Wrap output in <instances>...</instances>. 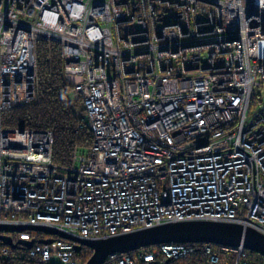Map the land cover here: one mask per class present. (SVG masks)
<instances>
[{
	"label": "built area",
	"instance_id": "1",
	"mask_svg": "<svg viewBox=\"0 0 264 264\" xmlns=\"http://www.w3.org/2000/svg\"><path fill=\"white\" fill-rule=\"evenodd\" d=\"M40 40L60 44L68 104L92 133L67 164L50 129L2 124L36 99ZM186 220L264 233V0H0V223L97 239ZM7 234L41 262L81 264L71 240ZM246 250L164 242L103 264H256Z\"/></svg>",
	"mask_w": 264,
	"mask_h": 264
},
{
	"label": "trees",
	"instance_id": "2",
	"mask_svg": "<svg viewBox=\"0 0 264 264\" xmlns=\"http://www.w3.org/2000/svg\"><path fill=\"white\" fill-rule=\"evenodd\" d=\"M37 95L33 103L18 106L2 112V124L8 128H46L53 133V161L57 164L70 162L76 146L88 147L92 142V133L85 125L78 129L79 120L74 116L65 92L66 81L61 72L63 60L60 44L40 40L37 43ZM35 235L42 239L43 233ZM38 239V240H39ZM251 262V253L259 264L264 263V256L246 250ZM92 251L82 246L75 257L81 264H85ZM0 264H62L54 260L41 262L38 256H31L25 244L6 246L0 241ZM171 264H203L200 252H196L184 259L175 260Z\"/></svg>",
	"mask_w": 264,
	"mask_h": 264
},
{
	"label": "water",
	"instance_id": "3",
	"mask_svg": "<svg viewBox=\"0 0 264 264\" xmlns=\"http://www.w3.org/2000/svg\"><path fill=\"white\" fill-rule=\"evenodd\" d=\"M26 229L43 231L57 235L76 243V250L82 246L91 249L92 254L85 264H103L107 256L114 252L129 251L164 242H209L214 244L242 245L264 256V233L253 226L237 222L219 220H186L170 221L151 227H142L133 231L119 233L97 239L82 238L62 229L47 225H15L0 223V241L8 246H16L12 237L7 233L22 232ZM53 239L41 242L50 243ZM18 243L32 247L33 242L23 239Z\"/></svg>",
	"mask_w": 264,
	"mask_h": 264
},
{
	"label": "rangeland",
	"instance_id": "4",
	"mask_svg": "<svg viewBox=\"0 0 264 264\" xmlns=\"http://www.w3.org/2000/svg\"><path fill=\"white\" fill-rule=\"evenodd\" d=\"M250 251H251V250H250ZM252 252H253V251H252ZM254 253H255V252H254ZM257 254H258V253H257ZM247 257H248V259H249V255H248V253H247ZM251 258H253V259L255 260V261H253L254 263L259 264V263H258L259 261L255 259V255L252 254V253H251ZM53 259H54V261L58 262V258H57V257H54Z\"/></svg>",
	"mask_w": 264,
	"mask_h": 264
},
{
	"label": "bare ground",
	"instance_id": "5",
	"mask_svg": "<svg viewBox=\"0 0 264 264\" xmlns=\"http://www.w3.org/2000/svg\"><path fill=\"white\" fill-rule=\"evenodd\" d=\"M15 243L19 244L18 242H15Z\"/></svg>",
	"mask_w": 264,
	"mask_h": 264
}]
</instances>
